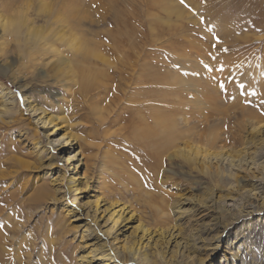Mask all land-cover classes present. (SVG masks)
Instances as JSON below:
<instances>
[{
    "label": "rangeland",
    "instance_id": "374dc122",
    "mask_svg": "<svg viewBox=\"0 0 264 264\" xmlns=\"http://www.w3.org/2000/svg\"><path fill=\"white\" fill-rule=\"evenodd\" d=\"M64 1L59 0L57 12L50 20L36 21L37 25L45 24L47 39L23 43V55L18 54L15 44H10L7 52L0 55V104H4L1 96L6 92L13 101L12 105L4 104L12 110L11 114L0 119V261L9 259L11 264H78L77 257L87 248L88 242L95 240L82 235V229L78 227L83 220L94 221L91 214L85 213L89 208L97 209L92 235L97 236L100 242L106 241L114 255L124 257L123 242L138 243L137 264H209L204 260L203 251L199 253L195 247L199 240L208 236L210 226L220 230L222 238L220 246L212 254L213 263L224 264L225 257H228L227 264H236L224 248L228 241L236 246L234 232L237 230V233L247 223H250L247 232L251 237L248 239L249 254H261L264 251V208L238 222L231 221L232 216L223 208L225 202L239 205L237 210L247 204L255 207L258 202L252 192L257 182L264 180V170L260 166L259 169L257 165L247 168L244 164L249 160L257 164L264 157V132L258 130L260 125L257 126L260 120L264 121V104L261 103L264 94L260 91V76L255 74L256 68L262 72L264 67V0H186L189 7L181 5L179 0H70L81 4L84 11V19L79 26H75L72 18L67 23L69 15ZM74 34L83 35L103 47H111L113 42L119 41L123 49L130 44L139 50L143 48L150 73L159 71L170 77L164 111L170 117L171 126L186 131L188 136L176 139L175 146L158 153L150 147L147 150L145 139L135 137L133 130L139 120L140 125L142 121L153 124L151 112L147 105H140L145 100L142 97L141 102H135L137 106L130 105L132 102L123 98L122 91L129 82L117 78L114 84L105 82L110 91L116 85L122 88L118 92L114 88L120 95V101L111 96L112 92L104 97L100 91L102 97L96 98L98 109H117L100 127L97 113L88 107L89 97L95 90L79 92L74 83H70V89L66 90L64 84L67 81L48 70L55 56L51 53H29L32 45L39 47L44 43L46 46L54 43L66 52L69 49L62 45L61 40H73ZM213 36L220 39L216 48L212 47L216 43ZM210 53L217 60H209ZM102 54L111 61L110 70L118 67L127 77L130 71L128 64L121 63L125 58ZM129 60H136V56L131 55ZM202 61L217 66L223 64V73L211 74L218 80L227 76L229 71L239 79L234 65H241L239 71L244 74L245 85L250 83V77L255 82V87H248V90L257 88L256 95L247 97L251 104L244 103L234 85L228 86L229 93L235 95L234 100L222 95L209 78V73L202 69ZM98 67L102 65L98 64ZM179 77L183 78V83ZM194 79L200 88L190 84ZM135 86L140 89L139 84ZM13 89L21 93L19 98ZM25 94H28L30 104L48 116L69 115L75 108V112L68 116L71 126L61 127L57 137L63 130L76 136L78 140L72 150L77 151L82 146L83 155L84 152L93 153L95 165L91 167L93 171L88 172L89 181L80 187L81 191L74 200V195L67 201L55 200L59 193L54 190L51 177L54 178L56 172L53 168H44L47 161L41 158L42 154L37 156L35 148L38 141L43 142L44 129L32 121L23 99ZM147 98L150 101L152 95ZM242 106L253 110L255 116L242 115ZM53 124L61 125L56 120ZM97 127L100 130L96 131ZM210 135L215 137L213 146L208 143ZM86 141L99 144V150L90 148ZM194 146L199 147L200 152L207 150L208 155L210 152L213 155L219 153L221 157L203 159L204 153H199L193 163L187 162L186 154L191 153ZM61 156L62 153L57 152L52 163L57 162L58 166ZM226 156L230 162L221 160ZM9 157L23 160L29 166L19 169L3 162ZM57 166L55 168L58 169ZM97 174L103 179L99 176L97 181ZM64 179L65 183L72 180L71 176ZM40 186L47 187L49 195L42 200H34V191ZM109 201L131 204L136 212V221L124 220L118 224L119 218L108 232L100 234V229L111 225L115 216H108L107 210L103 211L107 206L115 210L114 204H107ZM82 203L83 206L79 205ZM102 218H106L104 223L100 221ZM138 223L148 228L150 234L139 237V226L131 228ZM174 238L183 242L184 248H180L181 244L174 246L171 243ZM83 244L87 246L82 247ZM187 255L192 257L188 259ZM97 261L94 259L89 264ZM119 264H134V261Z\"/></svg>",
    "mask_w": 264,
    "mask_h": 264
},
{
    "label": "bare ground",
    "instance_id": "6f19581e",
    "mask_svg": "<svg viewBox=\"0 0 264 264\" xmlns=\"http://www.w3.org/2000/svg\"><path fill=\"white\" fill-rule=\"evenodd\" d=\"M72 1V0H71ZM70 0H65L63 2L64 6H66V12L68 13L69 16H67V23H70V19L72 18L75 20V26L78 25L82 22L84 19V11L81 9V4H76L75 2H71ZM76 5V6H74ZM87 16V15H85ZM52 18V17H51ZM86 18V17H85ZM50 20V18L48 19ZM63 21V20H62ZM70 28V27H69ZM81 28V27H80ZM78 28V29H80ZM71 29V28H70ZM73 31V30H71ZM76 33V32H74ZM73 34V33H72ZM110 35V34H109ZM123 37V36H122ZM23 36L20 37L21 41L23 40ZM59 38V37H58ZM57 38V39H58ZM68 38V37H67ZM25 39V38H24ZM47 38H43L45 40ZM61 39V37H60ZM70 39V38H69ZM74 40V41H73ZM73 40L69 41H62L63 46H66L67 49H69L66 52H62L54 43L48 44L47 46L44 45L39 46L38 45H30L31 49L29 51L30 54L32 53H42V54H49L51 53L52 56H55L54 62H50L48 66V70L52 71V75L58 77H62V80L67 81L64 84L65 89L69 88L70 89V83L77 84V89L79 92H86L88 91H94L95 93L92 94V96L89 97L90 101L88 102V107H91L90 109L91 112H96L97 117L100 122L99 126H103L104 121L108 120L109 116L115 112L117 109H109L108 107H101L98 109V105L95 104L96 98L100 96V91H103V96H108L111 93V96L114 98L118 99V101L121 100L120 95L117 94L118 90L122 89L119 86H115L112 91H110V87H107L108 82H115L116 78L117 80H127L129 82L128 87L122 89L123 93V98L127 99L129 102H132L130 105H134L135 102H141L144 98L140 105L145 104L143 107L147 105L149 108L150 116L152 117V122L153 124L150 123H145L142 121V125H140V120L136 122L137 128L133 130L135 132V137L140 139H145L144 141L146 142V148L147 150L150 147V150H156L157 153L160 151H163L167 149L168 147L175 146V141L176 139H180L182 137L188 136L186 131L184 132L179 131L175 128L174 126H171V120L170 117H167L165 114V98L166 94L168 92V85L170 84L168 76H165L164 73H161L159 71L151 72V68L149 66V62L146 59V56L144 54L143 48L139 50L133 45H128L126 49H123L124 46L120 45L117 41L115 43L113 42L111 47H103L102 45H99L95 43L94 41L90 39H85L83 35H75L73 36ZM113 40V38H112ZM39 41H42L39 40ZM38 41V42H39ZM129 41V40H128ZM36 43V41H32ZM53 42V41H51ZM121 42V41H120ZM127 45V44H124ZM114 54L118 57L125 58L124 60L121 61L122 64L126 65L128 64V69L129 74L127 77L123 76L122 72L123 70H120V68L116 67L115 70H110L109 66L112 65L111 61L102 54ZM67 55V56H66ZM131 55L136 56V60H129L131 58ZM139 56V58H138ZM120 57V58H121ZM135 59V58H133ZM139 59L140 62H137ZM98 64L102 65V67H98ZM114 64V63H113ZM123 65V66H124ZM115 67V65H114ZM113 67V68H114ZM122 68V67H121ZM118 69V70H116ZM262 70L264 71V67H262ZM251 71V70H250ZM255 74L260 76L258 79L260 80V83L262 84V89L260 88V91H263L264 94V77H262L260 74V68L255 69ZM250 83L246 84L248 87L253 88L255 87V82L252 77H250ZM179 79L184 82L183 78L179 77ZM118 82V81H117ZM176 82V81H175ZM149 83V84H148ZM153 84V86H151ZM199 83L197 79H194L193 81L190 82V84L194 87H199L197 85ZM114 84V83H113ZM140 85L139 88L137 89L135 85ZM184 85V84H183ZM182 85V86H183ZM114 86V85H113ZM127 86V85H126ZM149 87H152L148 89ZM171 87V86H170ZM26 88V87H25ZM155 88V89H154ZM67 90V89H66ZM182 90V89H181ZM255 92L257 91V88L254 89ZM181 93V91H180ZM70 94H73L71 92ZM152 99L148 101V96L151 97ZM3 103L7 105H12V99L10 97V94L8 95V92L4 93L3 96ZM74 99V97H72ZM24 100H26L25 105L27 104L26 109L28 110L29 115H31L32 121L37 123L39 128H43V142L38 141L36 144V154L37 156L44 157V161H47L43 166L45 169H50L53 172H56V176L54 178L51 177V181L55 185V191L57 193H61L60 195L58 194L57 196V201H67L68 198H70L71 195H74L73 200L76 199V195L81 191L82 186L86 185V181L90 179V175L88 174L89 171H93L92 168L95 165L93 160H95V155L92 154H82V146H79V149L72 150L73 146L77 142L78 138L71 134L70 132H67L65 130L62 131V133L57 137L58 131L61 127L68 128L71 126L69 123L70 117L73 112H75V108L71 109L69 115H57V116H48L46 112H44L42 109L39 107L34 106L33 104L29 103L28 100V94L24 95ZM116 99H113V102L116 101ZM124 100V99H123ZM86 100L84 99V107L85 106ZM117 104V103H116ZM149 104V105H148ZM174 104V103H173ZM137 106V104H135ZM134 105V106H135ZM117 106V105H116ZM133 106V107H134ZM9 107V106H8ZM115 107V106H114ZM131 107V106H128ZM127 107V108H128ZM177 107V106H176ZM120 108V107H119ZM140 108V107H139ZM180 108V107H179ZM130 109V108H129ZM128 109V110H129ZM133 109V108H131ZM241 109V114L242 115H249L255 116L254 111L251 110L249 107L242 106L240 107ZM141 110V109H140ZM165 110V111H164ZM178 110V109H177ZM176 111V110H175ZM179 111V110H178ZM61 114L64 112L63 110H60ZM105 112V113H104ZM145 112V111H144ZM115 116V115H114ZM113 117V115H112ZM140 117V116H139ZM54 120L56 122L61 123V125L56 126L54 123ZM109 122V121H107ZM112 122V121H111ZM102 123V124H101ZM261 127H260V126ZM258 130H261V132H264V121L260 120L257 124ZM254 128V127H253ZM96 131L100 130L98 127L95 129ZM104 130V129H103ZM189 131V130H188ZM209 134H212L209 133ZM136 138V139H137ZM208 143L213 146V143L215 141V137L210 135ZM85 142V140H84ZM87 144H89L90 148H97L96 150H99V144H94V143H89L86 141ZM88 146V145H87ZM145 146V145H144ZM88 148L87 150H89ZM173 148V147H172ZM85 151V149H84ZM57 152H61L62 156L59 160L61 163L57 162L52 163V158H54L55 154ZM207 150L201 151L199 150V147L194 146V150L191 153L186 154L187 157H185V160L187 158V162L192 161V163L196 160L197 155L201 153L203 159L207 158H218L221 157L220 154H215L213 155L212 152L207 154ZM212 153V154H211ZM104 156V155H103ZM230 156V155H227ZM223 157L221 160H228V157ZM230 158V157H229ZM261 158V157H260ZM230 160L233 161L231 158ZM242 160V159H241ZM240 161V160H238ZM248 161V160H247ZM6 164H9L10 166H16L19 169H22L24 167H28L29 165L24 162L23 160H20L18 158H12L9 157L6 159V161H3ZM230 162V161H229ZM242 162V161H241ZM190 164V163H188ZM233 165H236L232 163ZM247 168H252V166L257 165V168L260 166L264 170V157L263 160L256 162L249 160L247 164L244 162ZM232 165V166H233ZM243 165V164H241ZM55 166L58 167L55 168ZM235 168V167H234ZM96 169V167H95ZM259 169V168H258ZM57 170V171H56ZM100 170V169H99ZM262 170V171H263ZM227 170H225L226 172ZM222 173V171L220 172ZM263 173V172H261ZM224 174V173H223ZM222 174V175H223ZM232 174V173H231ZM2 175V174H1ZM49 175V174H48ZM221 175V174H220ZM71 176L72 180L71 182L65 183V177ZM99 176L102 178V176L99 174ZM97 174V181L100 179V177ZM262 176V175H261ZM103 179V178H102ZM64 185V186H60ZM253 191V190H251ZM250 194V193H249ZM49 195V189L47 187L40 186L35 189L34 194H33V199L34 200H42L43 198L47 197ZM252 196L254 197L255 201H257V205L254 207L252 205H241L240 209L237 210V206L234 203H224V208L227 213H229L232 217L231 221L233 222H238L242 219V217L251 215L253 213H258V211L262 208H264V180H259L257 184L254 186V191L252 192ZM79 197V196H78ZM53 199V200H54ZM231 199V198H230ZM73 203V202H72ZM84 203V202H83ZM82 204H79L83 206ZM86 204V203H85ZM107 204H111L115 206V210L113 208L108 209L107 207L103 208V211L107 210L108 216L110 215H115L113 216V220L111 222V225H109L106 229H100V234L108 232V229H110L114 223H117L118 219L120 218L118 224L121 221H131L134 222L135 214L136 212L133 210V207L131 204L125 201L121 202H107ZM251 204V203H250ZM73 205V204H72ZM104 205H106V202H104ZM221 209V208H220ZM96 208L94 209H88L85 213L91 214V217L93 220H96ZM111 211V212H110ZM220 211V210H219ZM221 212V211H220ZM222 213V212H221ZM86 215V214H85ZM107 216V217H108ZM106 217V218H107ZM106 218H102L100 221L104 223L106 221ZM77 219V218H75ZM139 222V218L137 219ZM93 221V222H94ZM82 223L78 225L79 230H81L82 235H89L90 239H95L90 242H88V246L83 244L82 247H86L85 250L77 257L78 259V264H89L92 262L94 259H98V261L95 264H119V263H129L134 261V264L136 263V258L135 255L138 250V243L131 242L127 243L128 241L126 240L123 242L121 245L123 252H125V257L123 255H114V250L108 246V243L106 241L100 242L101 240L97 239V236L92 235V227L95 225L93 222L87 221L84 222L81 221ZM213 226H216L214 222H212ZM110 224V222H109ZM108 225V224H107ZM137 225L139 226V232L140 236L142 235H149L148 233V228H145L144 225H139L136 224L135 226H131V228H137ZM250 223H247L245 225H242L238 232H234V240L236 242V246L232 243V241H228V245L224 248V252L229 254L232 258L233 261H235L236 264H264V251L258 253L256 256H252L249 254L250 246L249 243V238L250 234L247 232L248 226ZM84 227V228H82ZM211 227V226H210ZM208 227V232L205 238L201 239L198 241L195 250L203 251V255H205V261H209V264H214V259L212 258V254L214 251L220 246L222 238L220 236V230L216 229L215 227L210 228ZM94 229V228H93ZM164 231V230H163ZM162 231V232H163ZM115 230L111 233L113 234ZM1 233V232H0ZM152 234V233H151ZM173 232L171 233V235ZM176 235V234H175ZM174 235V236H175ZM151 236V235H150ZM1 237V236H0ZM114 237V236H113ZM148 237V236H147ZM176 237V236H175ZM1 239V238H0ZM174 243V246L181 244L180 248H184V245L180 243V240L178 238L172 239V242ZM196 244V243H195ZM234 248V249H233ZM200 253V252H199ZM192 256L187 255L186 258H190ZM210 259V260H209ZM212 259V260H211ZM225 263L227 264L229 258L225 257ZM15 260V259H14ZM145 260V259H144ZM16 261V260H15ZM12 261L8 260H1L0 264H11ZM144 262V261H143ZM139 264V263H138ZM193 264H196L195 262Z\"/></svg>",
    "mask_w": 264,
    "mask_h": 264
},
{
    "label": "clouds",
    "instance_id": "9594fccd",
    "mask_svg": "<svg viewBox=\"0 0 264 264\" xmlns=\"http://www.w3.org/2000/svg\"><path fill=\"white\" fill-rule=\"evenodd\" d=\"M59 0H0V55L7 52L10 44L17 46L23 55L22 44L39 41L46 36L45 24L37 25V20L53 17ZM25 40L22 42L20 37ZM26 67V65H24ZM12 110L0 104V119L10 115Z\"/></svg>",
    "mask_w": 264,
    "mask_h": 264
},
{
    "label": "snow or ice",
    "instance_id": "6c2138e0",
    "mask_svg": "<svg viewBox=\"0 0 264 264\" xmlns=\"http://www.w3.org/2000/svg\"><path fill=\"white\" fill-rule=\"evenodd\" d=\"M179 2L181 3V5L185 6V7H189V5L186 3V0H179ZM202 19V22H203V18ZM213 39L216 41V43H214L212 45L213 48H216V45L220 43V39L219 37L217 36H213ZM223 51H227V49H223ZM209 60L211 61H215L217 60V57L213 56L211 53L209 54ZM201 66H202V69L209 73V78L213 80V83H215L221 94L224 95L227 99H230V100H234L235 99V95L232 94V93H229V90H228V86L229 85H234V88H235V91H238L239 92V95L244 98V103L246 105H250L251 104V101L247 99L248 96H254L256 95L257 93L255 92V90H252V91H249L248 90V86L245 85V83L243 82V76L244 74L241 73L239 70L240 68L242 67L241 65L237 64V65H234V67H236L237 69V72L239 73V76L240 78L237 79L236 76H234L232 74L231 71L228 72V75L223 77V79H215L211 74L214 73V72H219V73H223L225 71V68L223 66V64H220L219 66H217L216 64L214 63H206V62H201ZM178 67V66H176ZM262 77H264V71L261 72L260 74ZM13 93L15 96H17L18 98L21 96V93L15 89H13ZM262 104H264V101L261 102ZM264 114V113H262ZM148 186V183L147 181L145 182V187Z\"/></svg>",
    "mask_w": 264,
    "mask_h": 264
}]
</instances>
